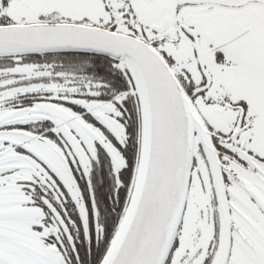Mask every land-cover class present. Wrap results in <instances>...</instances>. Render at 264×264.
Here are the masks:
<instances>
[{
    "label": "snow or ice",
    "instance_id": "obj_1",
    "mask_svg": "<svg viewBox=\"0 0 264 264\" xmlns=\"http://www.w3.org/2000/svg\"><path fill=\"white\" fill-rule=\"evenodd\" d=\"M0 264H264V0H0Z\"/></svg>",
    "mask_w": 264,
    "mask_h": 264
}]
</instances>
